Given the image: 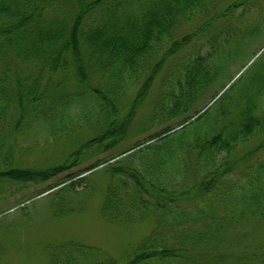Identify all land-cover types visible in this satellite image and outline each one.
Instances as JSON below:
<instances>
[{
    "label": "trees",
    "instance_id": "obj_1",
    "mask_svg": "<svg viewBox=\"0 0 264 264\" xmlns=\"http://www.w3.org/2000/svg\"><path fill=\"white\" fill-rule=\"evenodd\" d=\"M262 1L0 0V147L33 129L78 142L47 168L6 162L0 183L62 175L33 192L56 190L60 216L101 167L104 218L153 226L120 260L69 242L50 264H264V56L229 71ZM156 83L141 137L111 153Z\"/></svg>",
    "mask_w": 264,
    "mask_h": 264
},
{
    "label": "rangeland",
    "instance_id": "obj_2",
    "mask_svg": "<svg viewBox=\"0 0 264 264\" xmlns=\"http://www.w3.org/2000/svg\"><path fill=\"white\" fill-rule=\"evenodd\" d=\"M261 5L264 7V1ZM263 18V9L261 14L253 17L254 21L259 22ZM263 56L264 24L261 34L247 44L239 57L229 66V71L239 70L233 81L255 60ZM251 69L252 67L245 73V79ZM157 89L158 83L152 87L146 101L139 107L129 136L118 148L110 151L111 153L141 137L136 133L140 126L145 124ZM82 133H85L84 138L93 135L86 130L77 133L79 138L83 136ZM77 145L75 135L51 138L46 132L33 129L13 137L7 145L0 147V169H6V162L15 167L47 168L63 161ZM85 164H89V161ZM92 171L82 174L88 176L92 173L90 179L93 190L88 198L82 197L81 201L78 200L79 203L76 202L79 208L81 207L80 210L60 216L55 215L51 207L55 200L53 193L56 190H49L38 196H33V192L47 183L56 181L62 175L40 184L15 181L0 183V264H50L51 251L69 242L102 248L120 260L127 251L138 245L150 233L153 227L150 222L126 225L113 223L104 218L101 205L108 177L101 167ZM24 198L29 199L15 205ZM262 233L264 234V230Z\"/></svg>",
    "mask_w": 264,
    "mask_h": 264
}]
</instances>
